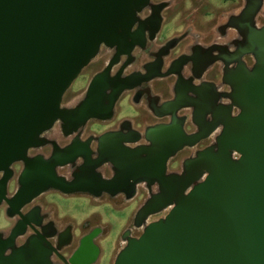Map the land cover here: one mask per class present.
Here are the masks:
<instances>
[{
    "label": "water",
    "instance_id": "1",
    "mask_svg": "<svg viewBox=\"0 0 264 264\" xmlns=\"http://www.w3.org/2000/svg\"><path fill=\"white\" fill-rule=\"evenodd\" d=\"M150 2L0 0V209L17 219L8 234L0 232V264H53V255L64 264H79L60 254L71 241L69 232L61 244L50 242L54 234L45 233L41 208L33 206L40 195L49 190L95 198L123 194L129 201L141 184L150 194L133 226L142 233L123 235L125 245L113 264H264V28L249 30L244 46L223 59L228 104L217 103L213 83L190 82L162 105L166 112L158 117H168L167 123L144 132L122 125L121 131L95 138V150L92 137L80 138L91 119L113 118L125 91L166 76L160 58L150 64L149 77L111 76L121 56L145 43V33L132 30ZM260 6L261 0L254 1L253 13ZM159 24L158 17L156 32ZM103 46L116 48L115 57L90 81L80 107L63 108L64 95ZM249 54L255 59L251 67L243 61ZM184 63H178V76ZM203 75L202 69L196 79ZM183 109L193 110L190 119L179 115ZM188 121L195 132H186ZM58 122L68 126L67 135H75L72 144L55 148L49 158L30 156L47 144L44 134ZM206 140L210 145L185 159L180 173L169 172L178 153ZM78 159L83 161L79 175L73 180L59 175ZM107 165L113 167L111 178L102 173Z\"/></svg>",
    "mask_w": 264,
    "mask_h": 264
},
{
    "label": "flooded vegetation",
    "instance_id": "2",
    "mask_svg": "<svg viewBox=\"0 0 264 264\" xmlns=\"http://www.w3.org/2000/svg\"><path fill=\"white\" fill-rule=\"evenodd\" d=\"M254 1L256 0H233V4L235 5L233 6V8L228 11L215 13V17L211 22H216L217 18H219L220 16H222L225 20V22L219 25L216 29L222 36V41H214L212 40V35H209L206 37L207 42L204 45L195 42L193 45L186 47V41L190 37L189 33L182 34L179 37H177L176 35H171L163 40L160 39L163 26L171 17V15L175 13L177 0H151L150 5L139 13V21L132 30V32L142 30L146 36L145 43L142 46L136 44L130 56H121L118 59V63L112 66L111 76H116L121 73V76L124 77L130 75L132 76L136 73H141L146 77H149L154 73L150 64L157 62L159 58L161 59L163 65L161 75L166 76L154 78L149 82L143 83L138 88L125 91L121 98L124 96V94L127 93V95L131 96V100L136 104L138 108H140V110L136 112L137 114L135 116H133V121L130 119H123L115 127V129L110 131H121L123 130L121 126L125 125L139 132H144V130L149 126L160 123H167L169 121L168 117H158V115H163L166 112V109H164L162 105L168 101L173 100L179 88L181 86H187L190 82H194L196 84H201L202 82L213 83L219 96L217 103L219 105L228 104V100L223 96V94L229 91V87L222 83V76L225 68L223 59L227 54L235 53L239 50L240 47L244 46L245 37L248 34L249 30L252 29L258 31L264 28V0H261V6L255 13H253V8L251 7ZM249 7L252 10H248ZM158 17L160 18V24L158 26V31L156 32L155 29L157 28ZM172 41H176V43L173 48H170L169 44ZM102 48L109 54L108 62L104 66H101L98 70L94 71L91 80L95 75L102 72L107 67L108 63L115 57L117 53L116 48H108L105 46H103ZM102 48L97 57L89 64L94 66L95 69H97L96 67L100 65L99 61H101L102 59V56H100L103 50ZM210 60H213V63L208 64ZM181 61H184L185 63L181 69V76H178L176 74V71L178 63ZM243 61L249 67H251L255 63V59L252 54L245 55L243 57ZM202 69L204 70L203 78L201 80H197L196 75ZM155 91H158V93L156 94ZM84 98L85 94L82 99L76 103V105L71 107L64 106L62 101V106L63 108L69 110L78 108L81 106ZM121 98L119 99V101L121 100ZM118 103L116 104V107ZM142 103H145L147 108H144ZM116 107L113 118L115 116ZM192 111V109H183L179 112V115L185 116L190 119L193 113ZM148 119H154L155 121L150 125L147 124L146 126H144V123ZM91 120L107 122L100 119ZM59 125L62 138L64 136V139L67 140V142L63 144L62 140V143H60L55 139L49 138L45 133L44 139L47 141V144L39 149L31 150L29 152L30 156L34 157L41 155L45 158H49L51 157L55 148L63 149L72 144L75 139V135L66 134V132L68 131V126L63 122H59ZM85 126L80 129V138L81 140L85 141L88 138L92 137L93 140L91 143V148L95 150V148L97 147L95 138L97 137L90 136L85 138L83 136ZM140 127L142 129L138 130V128ZM188 128L191 129L190 132H188ZM185 130L187 133H193L197 130V128L190 121H188L185 126ZM209 142L211 143V140H209ZM45 151L46 153H44ZM82 165L83 161L81 159H78L74 165L64 167V169L67 168L70 170V177H66L61 174L59 170H63V168L59 169L58 173L68 180H73L74 176L80 174V167ZM108 168L106 166L105 171L111 169L113 171V167H110V169ZM15 169L19 171L20 169H22V165H15ZM112 176L104 177L111 178ZM42 195H40L34 201L33 206H40L41 208V226L44 227L45 233L54 234V236L50 239V242L53 245L61 244L65 239L64 236L66 232H69L71 234V241L67 247H62L60 254L69 261L71 258L76 257L79 264H97L100 256V249L95 245L94 241L99 234V230L93 229L92 231L90 230L89 232L82 233L76 241L73 237L72 228L69 225H66L65 227H59L58 225H56L54 217L51 215L50 211H45L44 206L40 202H37V200L41 198ZM16 222L17 219H14V225L16 224ZM34 230H36L37 232L42 231L40 227H35ZM126 232H129L128 236L134 237L133 232L128 228L124 230L122 236ZM29 233L32 235L33 231L29 229ZM24 241L25 238H22L19 241V244H22ZM89 244H91V247H89ZM51 260L53 264H64L63 258H59L56 255H53Z\"/></svg>",
    "mask_w": 264,
    "mask_h": 264
},
{
    "label": "rangeland",
    "instance_id": "3",
    "mask_svg": "<svg viewBox=\"0 0 264 264\" xmlns=\"http://www.w3.org/2000/svg\"><path fill=\"white\" fill-rule=\"evenodd\" d=\"M233 3V0H177L175 13L171 15L163 26L160 39L163 40L171 35L181 36L185 31V25H193L192 30L198 32L209 30V27L213 25L211 21L214 19L215 13L230 10L235 6ZM108 55V52L103 49L100 54L102 59L99 61L100 65L96 67L97 69L92 65H88L81 72L67 91L63 101L64 106H74L82 99L94 71L108 62ZM142 105L144 108L146 107L145 103H142ZM139 110L140 108L131 100V96L126 93L116 107L114 118L107 122L89 121L85 126L83 136L85 138L90 136L98 137L105 132L115 129L123 119L133 121V116ZM154 121V119H148L144 123V126L150 125ZM141 129V127L138 128V130ZM190 131L191 129L188 128V132ZM46 135L60 143L63 142L64 144L67 142L64 136L62 138L59 122ZM208 145H210V142L206 140L195 148H187L177 154L169 163V172L180 173L182 162L194 156L196 151ZM110 167V165H107L108 169ZM105 168L102 169L105 177H110L114 174L112 169L105 171ZM16 171L18 170L16 169ZM59 171L64 176L70 177L69 169L63 168V170ZM15 189L16 180L11 183L9 193L12 194ZM155 191L156 188L152 187L151 192ZM149 194V189L145 184H141L138 187L137 195L129 201L123 195L115 197L103 195L100 198H95L88 194L62 195L52 190L44 193L37 202H40L44 206L45 211H50L59 227L69 225L73 230V237L76 241L80 234L98 229L99 234L94 241L95 245L100 249L97 264H113L118 252L125 245L122 241L124 230L126 228L131 229L134 237H138L142 233V230H138L133 226V219L137 210L149 197ZM165 214L166 212L152 216L148 221H156L163 218ZM13 225L14 219L6 217L0 209V232L4 235L8 234ZM89 247H91V244H89Z\"/></svg>",
    "mask_w": 264,
    "mask_h": 264
},
{
    "label": "crops",
    "instance_id": "4",
    "mask_svg": "<svg viewBox=\"0 0 264 264\" xmlns=\"http://www.w3.org/2000/svg\"><path fill=\"white\" fill-rule=\"evenodd\" d=\"M224 22H225L224 18L222 16H220L219 18H217L216 22L214 21L213 25L211 27H209V30H204L201 32L192 30L193 25H185V31L182 34L189 33V36H190L189 39L186 41L187 42L186 47L193 45L195 42H198L201 45H204L206 43L205 41L207 40L206 37L209 35H212V40H214V41L215 40L222 41V36L219 34V32L216 29L219 25L223 24ZM208 23H210V22H208ZM155 92H156V94L158 93V91H155Z\"/></svg>",
    "mask_w": 264,
    "mask_h": 264
},
{
    "label": "bare ground",
    "instance_id": "5",
    "mask_svg": "<svg viewBox=\"0 0 264 264\" xmlns=\"http://www.w3.org/2000/svg\"><path fill=\"white\" fill-rule=\"evenodd\" d=\"M49 135V134H48Z\"/></svg>",
    "mask_w": 264,
    "mask_h": 264
},
{
    "label": "built area",
    "instance_id": "6",
    "mask_svg": "<svg viewBox=\"0 0 264 264\" xmlns=\"http://www.w3.org/2000/svg\"><path fill=\"white\" fill-rule=\"evenodd\" d=\"M236 157V156H235Z\"/></svg>",
    "mask_w": 264,
    "mask_h": 264
}]
</instances>
